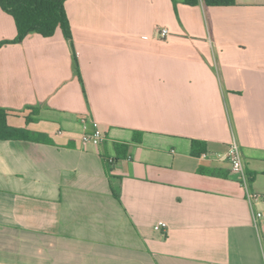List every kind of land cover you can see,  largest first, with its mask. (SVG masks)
Segmentation results:
<instances>
[{
    "label": "crops",
    "instance_id": "crops-1",
    "mask_svg": "<svg viewBox=\"0 0 264 264\" xmlns=\"http://www.w3.org/2000/svg\"><path fill=\"white\" fill-rule=\"evenodd\" d=\"M236 2L68 0L71 41L0 47L7 125L48 139L0 138V264H264V0Z\"/></svg>",
    "mask_w": 264,
    "mask_h": 264
},
{
    "label": "trees",
    "instance_id": "trees-1",
    "mask_svg": "<svg viewBox=\"0 0 264 264\" xmlns=\"http://www.w3.org/2000/svg\"><path fill=\"white\" fill-rule=\"evenodd\" d=\"M68 0H0V8L10 15L15 22L17 29V37L13 41H4L0 43V47L7 44H20L26 37L32 34H38L44 38H51L61 29L66 40L71 41L72 29L70 21L65 9V3ZM201 2L207 7H234L237 5L236 0H185V4L196 7ZM9 111L0 108V138L12 139L18 137L19 134L24 135L25 139L47 141L44 135H36L30 131L17 130L7 125ZM27 122H31L27 118ZM207 153L206 145L199 141H194L192 146V154L201 157ZM109 162V161H108ZM205 170L201 169L200 173ZM111 172V171H110ZM209 172V170H208ZM207 172V173H208ZM212 174V172H210ZM121 178L110 177V184L114 196L118 197V188Z\"/></svg>",
    "mask_w": 264,
    "mask_h": 264
},
{
    "label": "built area",
    "instance_id": "built-area-1",
    "mask_svg": "<svg viewBox=\"0 0 264 264\" xmlns=\"http://www.w3.org/2000/svg\"><path fill=\"white\" fill-rule=\"evenodd\" d=\"M168 35H169L168 29H162L160 31V36L162 38H166L168 37ZM84 124L86 125L85 121ZM92 126H93V132L86 133L84 135L83 143L85 145L88 144L101 145L105 141V135L102 132L98 122H94ZM203 157L206 158L207 156L204 155ZM223 159L229 162L233 175L237 176L239 183L245 192V197L247 202L253 208L256 202L261 201L263 197L251 190L250 176L248 175L247 172L246 162L242 155L240 146L236 140H233V142L230 144L227 154L225 155V157H223ZM114 161H115L114 159L109 160L110 164H112ZM262 216H263L262 213L254 211V224L256 225V227L258 226L259 220L262 218Z\"/></svg>",
    "mask_w": 264,
    "mask_h": 264
}]
</instances>
